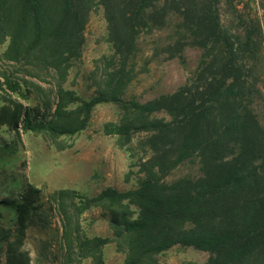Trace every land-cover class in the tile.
<instances>
[{
	"label": "trees",
	"instance_id": "trees-1",
	"mask_svg": "<svg viewBox=\"0 0 264 264\" xmlns=\"http://www.w3.org/2000/svg\"><path fill=\"white\" fill-rule=\"evenodd\" d=\"M98 6L112 53L93 60V95L81 99L64 83ZM238 24L240 31L222 24L217 0H0V62L13 67L0 71L7 95L0 125L16 136L31 130L55 141L83 130L95 106L112 103L120 117L105 122L103 133L121 146L143 134L133 189L107 187L93 197L59 189L48 200L61 218L67 256L102 264V248L113 242L123 264H158L174 245L208 252L202 264H264V126L253 107L264 58L258 22L240 17ZM163 27L170 29L167 57L182 60L192 46L200 50L198 63L175 90L143 102L128 98L138 37ZM32 99L33 107L24 103ZM193 161L196 175L167 179ZM0 204L16 214L2 236L6 264H29L22 240L43 210L40 189L28 183ZM90 208L107 216L109 237L81 231L79 216Z\"/></svg>",
	"mask_w": 264,
	"mask_h": 264
},
{
	"label": "rangeland",
	"instance_id": "rangeland-1",
	"mask_svg": "<svg viewBox=\"0 0 264 264\" xmlns=\"http://www.w3.org/2000/svg\"><path fill=\"white\" fill-rule=\"evenodd\" d=\"M221 22L232 31H240V17L254 18L259 25L261 52L264 58V0H217ZM170 33L169 27L143 31L137 40L138 51L135 74L129 83L126 96L143 102L161 93L175 90L184 83L198 63L200 50L186 46L180 58H168L162 51ZM106 20L101 6L90 12L84 28V44L81 57L71 66L64 87L75 92L81 99L93 95L87 80L93 68V60L112 53L106 41ZM5 47V46H4ZM264 61V59H263ZM9 68V63L0 62V71ZM49 88L46 81L39 82ZM259 96L253 105L258 120L264 126V63L257 83ZM1 96H7L0 88ZM29 106L35 100L25 101ZM119 109L115 104L103 103L94 107L88 125L72 135H63L55 141L46 139L41 133L20 130V136L0 125V200L18 197L28 183L40 189L43 210L29 223L22 242L28 253L29 264H92L90 258L75 260L74 254L67 256L60 240L61 218L49 207L48 200L59 189H73L82 197L96 196L101 190L111 187L119 191L133 189L139 176L138 163L144 155L140 148L143 134L121 146L114 135L103 133L105 122L119 120ZM198 173L195 161L175 168L168 180ZM16 214L11 207L0 204V264H6L4 231L13 229ZM81 231L88 237H109L111 230L108 218L99 208H90L79 216ZM208 252L191 246L174 245L158 255V264H202ZM124 254L116 250L113 242L102 248V264H123Z\"/></svg>",
	"mask_w": 264,
	"mask_h": 264
}]
</instances>
